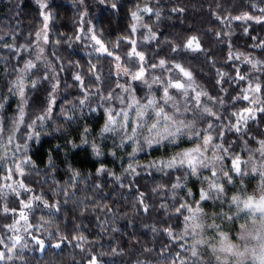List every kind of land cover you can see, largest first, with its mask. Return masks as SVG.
<instances>
[{
    "label": "snow or ice",
    "instance_id": "snow-or-ice-1",
    "mask_svg": "<svg viewBox=\"0 0 264 264\" xmlns=\"http://www.w3.org/2000/svg\"><path fill=\"white\" fill-rule=\"evenodd\" d=\"M260 2L264 3V0H260ZM37 4L41 10L40 15L43 16L44 27L36 33L35 60L24 61L22 68L14 66L13 71L16 78L10 82L7 89L8 96H18L20 104L18 116L11 122L12 131L7 135L6 140L0 139V150H2L0 161H11L14 164V168L10 166L4 170V182L0 184V199L3 200V203H0V212L6 219L11 214L12 220L11 223L3 225L6 231L0 235V264H17L18 261L19 264H27L23 256L25 251L39 250L43 253L47 246L60 249L62 244H71L72 247L87 252V264H103L100 257L104 253L99 256L93 254V241H90L88 235L84 234L87 229L83 227L82 222L77 224L75 220L69 221L61 216L63 207L76 195V192L70 193L66 187H61L53 190L52 197L44 192L36 194L35 190L22 179L25 176L22 165L29 163L30 160L16 163V154L20 151L21 146L19 143H14V138L15 133L19 131V125L24 122L25 118L26 81L29 71L37 69L38 62H43L49 69H52L51 76L45 72L40 77L41 80L49 81L51 84L46 101L47 107L28 125L29 129L37 121L43 122L51 118L53 107L56 104V94L61 87L59 74L53 69L51 62L44 60L45 49L40 45L41 38L45 44L48 42L47 29L50 15L45 14L44 10L48 9L49 5L44 0H37ZM80 4L85 6L84 0H80ZM99 4L105 5L106 0H99ZM110 6L113 9L117 8L115 2ZM251 7L256 8V5L252 4ZM215 8L216 11H212L210 7L211 15L216 22L228 29L225 31L222 28L220 31L213 32L218 41L227 44V61H239L250 65L252 69L250 72L242 73L241 69L233 63L235 76L228 80L225 79L228 74L216 67L215 58L210 51L205 49L198 35H188L177 41L164 36L163 32L155 30L152 25L144 22L145 16L149 20L155 16L157 22L161 18V11L154 8L150 2H145L143 6L141 4L135 6V10L130 13L132 24L128 35L118 37L114 42L106 41L103 32L97 33L94 26H89V22L84 19L88 15L87 10L82 13L78 22L79 34L74 36L76 41H90V46L98 54V58L111 59L113 62L116 77L115 89H119L123 95L115 94V90L109 91L107 95H102V88H97L95 95L100 96L101 104L98 107L104 103L113 102L115 99L119 100V110L116 108L105 109L106 119L102 133L120 132V146L123 147L128 142L133 145L129 157L131 162L128 163L124 171L133 177L140 176L141 172L151 175L153 169L162 172L165 176L171 175L174 171H182V175H176L174 182H171L170 185L174 194L172 197L174 213L181 230L177 232L171 224H167L162 229H158L155 225H145L154 234L160 232L171 241V247L165 243L161 249L160 254L165 264H264V138L257 139L256 135L250 132V122L264 123V99L261 98L264 97V83L253 75V72L264 71V60L251 53L233 55L231 43V22L255 21L257 24H264V7L258 9L259 16L251 15L248 12L235 16L231 13L222 14L221 4H216ZM170 12L179 15L185 12V8L173 7ZM141 28L146 32L144 40L154 41L160 45L163 37V43L173 54L204 53L206 59L211 58L209 62L216 69L218 76L215 83L219 86V92L224 95H213L210 91L205 90L196 83L192 71L178 62L169 63L167 58L159 59L158 63H151V69L155 71L160 68L169 73L172 70H177L181 78L174 79L171 74L167 78L154 75L149 81L146 77L149 66L146 54L144 51L138 50V42L133 38ZM244 33H249L248 27L244 28ZM16 38V33L0 36V44L17 57V65H19V61L22 59L21 51H28V46H17ZM9 40L12 43H8ZM252 40L256 41L252 47L258 48L264 53V40H259L255 36L252 37ZM56 43H60V41ZM121 45H127L124 56L120 54ZM159 52L160 48L158 47L156 54L158 55ZM60 71H63V64L60 65ZM96 71L97 66L89 61V72L95 74ZM121 76L125 78L123 83L120 82ZM72 78L79 82L83 94V99L79 100V104L85 106L93 93L86 87L81 74L76 73ZM101 80V75L95 74V82ZM232 80L237 84L247 81L246 88H241L237 95L230 97L233 105L240 101H246L247 105L232 112L227 117V123H223L225 117L218 107L224 108L226 98L229 96L223 84L231 83ZM129 81L140 82L146 86L147 92L142 99L137 98L136 89ZM30 83L32 89L37 88L36 80H31ZM65 86H68L66 82ZM154 86H156L155 89ZM172 90L179 94V99L172 94ZM154 91L161 93L160 96L157 97L153 94ZM0 99H3L4 103L7 102V97ZM4 103H0V109L4 107ZM92 110L95 111V109ZM225 111H227L226 108ZM133 112L135 113L134 118L130 115ZM257 127H259V123H257ZM4 132V125L0 120V137L4 136ZM85 134H88L87 128H85ZM229 134L235 136L236 139H227ZM141 136L143 139L140 138ZM27 138L31 140L32 135L29 134ZM184 139H187L192 146L171 153L167 159L153 160L144 165L136 161L137 153L144 151L145 148L152 149L154 146H163L167 149L169 145L179 148ZM237 141L243 145L241 151L247 152V160L242 159L240 153L236 152ZM82 143H88L86 136L82 139ZM253 143L257 147H249ZM24 147L27 148V144ZM73 147L76 145L74 144ZM91 147L96 156L101 154L100 148L94 142ZM112 155L115 156L116 153L113 152ZM49 163L51 164V160ZM205 171L208 175L202 176V172ZM96 172L97 175L107 172L108 175L114 176L116 181L121 180L120 176L109 171L103 163ZM79 175L78 171L72 172V182L70 183L73 188H75L74 181ZM17 176L21 179H16ZM189 177H195L200 182L199 198L196 199L192 189L187 188L186 196L177 199L176 191L185 189ZM245 178H258V184L251 192L248 191V187L244 183ZM237 183H239V188L229 196V192L237 188ZM94 187L101 189L102 192L100 184H96ZM120 187H124L123 183L120 184ZM163 187L167 191V186ZM6 189L15 195L16 206L10 205L3 197L2 194ZM136 191L138 193L136 211L139 214L149 213L151 205L145 202L147 199L145 193L139 189ZM61 195L64 197L62 202L59 199ZM208 201L214 204L219 203L221 208L227 204V211H214L211 214L206 212L204 204ZM80 203L84 207L76 219L86 216L91 207L95 210L97 221L100 220L99 213L101 212L105 218L102 223L97 225L101 229V233L120 231L117 227H107L109 223H115L114 217L118 214L116 209L99 203L96 197H86ZM160 208L167 211L165 203H162ZM36 211L41 213L38 218L35 217ZM119 215H124V213L121 212ZM181 217L182 220L179 219ZM241 218L245 222L239 225L238 231L228 227L229 224L235 225ZM62 220L65 229L71 223L72 231H61ZM165 223L167 222L165 221ZM52 240L57 242L50 243ZM30 242L31 248H29ZM46 242L49 243L46 244ZM164 248L168 249L166 255ZM151 251L152 249L145 248V256L150 255ZM112 252L115 253L116 249L113 248ZM135 264H150V261L147 258L145 260L137 258Z\"/></svg>",
    "mask_w": 264,
    "mask_h": 264
},
{
    "label": "trees",
    "instance_id": "trees-1",
    "mask_svg": "<svg viewBox=\"0 0 264 264\" xmlns=\"http://www.w3.org/2000/svg\"><path fill=\"white\" fill-rule=\"evenodd\" d=\"M44 2L49 5V8L44 10L45 14L50 15L48 21L49 42L47 49H45L44 60L51 62L53 69L58 72L61 87L56 94V104L53 107L51 118L43 122L37 121L29 129L28 125L47 107L46 101L48 92L51 90V84L49 81L41 80L40 77L45 72L51 76L52 69H49L45 63L38 62L37 69L29 71L26 82L27 104L24 105L25 118L24 122L19 125V131L15 133L14 138V143H19L21 146L20 151L16 154V163L30 160L29 163L22 165L25 171V176L22 179L35 190L36 194L44 192L52 197L53 190L61 187H66L70 193L76 192V195L63 207L61 216L69 221L75 220L77 224L82 222L83 227L87 229L84 234L88 235L90 241H93V254L99 256L104 253L100 257L103 264H135L137 258L141 260L147 258L150 264H165L160 254L161 249L165 243L171 247V241L160 232L154 234L145 225H155L158 229H162L167 224H171L177 232L181 230L174 213L172 200L174 194L170 185L171 182H174L176 175H182V171H174L171 175L165 176L162 172L153 169L151 175L141 172L138 177H133L124 171L128 163L131 162L129 157L133 145L128 142L121 147L120 132L102 133L106 119L105 109L116 108L119 110V100L115 99L113 102L104 103L98 107L101 101L100 96L95 95V92L97 88H102V95H107L112 90H115L117 95L123 94L120 93L119 89H115L116 77L111 59L98 58V54L92 50L88 41H76L74 39V36L79 34L78 22L82 13L87 10L88 15L84 19L89 22V26H94L97 33L103 32L106 41L114 42L118 37L128 35L132 24L130 13L135 10V6L137 4L143 6L145 2H150L154 8L161 11V18L157 22L155 16L150 20L145 16L144 22L152 25L155 30L163 32L164 36L177 41L188 35H198L205 49L210 51L215 58L216 67L228 74L225 77L228 80L235 76L233 63L241 69L242 73L250 72L252 69L250 65L239 61H227V44L218 41L213 32L220 31L222 28L225 31L228 29L215 21L211 15L210 7L212 11H216L215 5L221 4L222 14L231 13L235 16L248 12L251 15L259 16L258 9L264 7V3H261L260 0H106L105 5H100L99 0H84L85 6H81L80 0H44ZM113 2L117 4L116 9L110 6ZM252 4H255L256 8H252ZM173 7H183L185 12L179 15L171 13L170 9ZM40 11L37 0H0V36L16 33V45L28 46V51H21L22 59L17 65V57L0 44V98L7 97L6 103L0 99V103H4V107L0 109V120H2L5 128L4 136L0 139L6 140L13 128L12 120L18 116L19 97L8 96L7 89L10 82L16 78L13 71L14 66L22 68L24 61L35 59L36 33L44 27V20ZM245 27L249 29L248 34L244 33ZM145 34V30L141 28L138 29L133 38L138 42V50L144 51L146 54L149 65L148 74L160 75L162 78L171 74L174 79L181 78L177 70H172L169 73L160 68L155 71L151 69V63H158L159 59L167 58L169 63L178 62L192 71L196 83L205 90L210 91L213 95H224V93L219 92V86L215 83L218 76L216 69L209 62L211 58L206 59L204 53L173 54L163 43V37L160 45H157L154 41L144 40ZM253 36L258 37L259 40H264V24H257L255 21H232L233 55L251 53L253 56L264 60V53L260 49L252 47L256 43L252 40ZM57 41L60 43H56ZM8 43H12V41L9 40ZM109 46L111 47V44ZM158 47L160 52L157 55ZM126 48L127 45H121L120 54L122 56L125 55ZM89 61L97 66L95 74L101 75L102 80L100 82H95V74L89 72ZM61 64H63V71H60ZM76 73L82 75L86 87L91 89L93 93L85 106L79 104V100L83 99V94L79 82L72 78ZM253 75L264 83V71L253 72ZM31 80L37 81L36 89L31 88ZM124 80L125 78L121 76L120 82L123 83ZM65 82L68 86H65ZM129 83H132L136 89L137 98L142 99L147 92L146 86L140 82L129 81ZM223 87L229 96L226 98L224 108L218 107V110L225 117L222 122L227 123V117L232 112L247 105L246 101H240L233 105L230 99L231 96L237 95L241 88L247 87V81L237 84L236 81L232 80L231 83H224ZM153 94L159 97L161 93L154 91ZM172 94L179 97L175 90H172ZM261 98L264 99V97ZM257 123H259V127H257ZM257 123L250 122V132L256 135L257 139L264 138V123L259 121ZM85 128L88 129V134H85ZM29 134L32 135L31 140L27 138ZM85 136L88 141L87 144L82 143ZM140 138L143 139V136ZM227 139L235 140L236 137L229 134ZM93 142L100 148L101 154L99 156H96L92 151ZM25 144H27V148L24 147ZM74 144L76 147H73ZM189 144L191 143L183 140L179 148L171 145L167 149H162L159 146H154L152 149L145 148L144 151L137 153L136 161L144 165L153 160L167 159L171 152L186 148ZM242 147L243 145L237 141L236 152L240 153L242 159L247 160L248 154L241 151ZM249 147H257V145L253 143ZM113 152L116 153L115 156L112 155ZM0 154H2V150H0ZM50 160L51 164L49 163ZM101 163L109 171L114 172L116 176H120L121 180L116 181L114 176L108 175L107 172L97 175L96 170ZM10 166L14 168L11 161H0V184L4 182V170ZM74 171L80 173L74 181L75 188L70 183ZM16 179H21V177L17 176ZM258 182V178H245L244 180L249 192L257 186ZM121 183L124 187H120ZM96 184L101 185L102 192L101 189L94 187ZM163 186H167V191ZM200 186V182L195 177H189L185 189L177 190L175 196L177 199L183 198L186 196L187 188H191L196 199H198ZM238 188L239 183H237L236 189L229 192V196ZM137 189L145 193L147 197L145 202L151 205V211L147 214H139L136 211ZM154 189L157 191L154 192ZM2 195L10 205L16 206V197L10 190H4ZM86 197H96L99 203L109 205L117 210L118 214L114 217L115 223H109L107 227H117L120 229L119 232L101 233V229L97 225L102 223L105 218L101 212L99 213L100 220L97 221L95 210L91 207L86 216L76 219L84 207L80 201ZM59 199L62 202L63 195ZM189 200L191 201V198ZM0 203H3L2 199H0ZM162 203L167 205L166 212L160 208ZM211 203L205 204L210 213L227 211V204L221 208L219 203ZM121 212L124 215H119ZM40 214L39 211H36L35 217L38 218ZM179 219L182 220V217ZM11 222V214L6 219L0 212V235L6 231L3 225ZM228 227L237 230L236 224H229ZM60 228L61 231H72L71 223L65 229L63 220L60 223ZM97 233L101 234L96 235ZM56 242V240H52L50 243ZM31 246L30 242L29 248ZM113 248L116 249L115 253L112 252ZM145 248L152 249L151 254L147 257L144 254ZM167 252L168 249L164 248L165 255ZM87 255V252H82L79 248L72 247L71 244H62L60 249L47 246L43 253L39 250L35 252L28 250L23 253L27 264H87Z\"/></svg>",
    "mask_w": 264,
    "mask_h": 264
},
{
    "label": "rangeland",
    "instance_id": "rangeland-1",
    "mask_svg": "<svg viewBox=\"0 0 264 264\" xmlns=\"http://www.w3.org/2000/svg\"><path fill=\"white\" fill-rule=\"evenodd\" d=\"M47 35H48V29H47ZM48 42H49V40H48ZM48 42L45 44L44 43V41H43V39L41 38V40H40V45L42 46V47H44V49H47V47H48ZM89 42V44L91 43L90 41H88ZM35 46H36V44H35ZM34 52H35V50H34ZM44 54H46V51H44ZM35 60V59H34ZM154 75H150V74H148L147 72H146V77L149 79V81H151V78L153 77ZM167 76H168V74L167 75H165V77L164 78H167ZM27 82V81H26ZM176 97H177V99H179V97L177 96V95H175ZM133 118H134V116H135V113L133 112V113H131L130 114ZM144 134L146 135L147 133H146V131L144 132ZM184 140H186V142L187 143H190L187 139H184ZM190 146H192L191 144H189L188 145V147H190ZM160 148H162V149H164L165 147H163V146H159ZM171 149L169 148V151H170ZM178 151V150H177ZM171 153H173V152H171ZM202 176L203 175H208V173L205 171V172H202V174H201ZM206 203H210V204H212L211 203V201H208V202H206ZM205 203V204H206ZM205 204H204V209H205V211L206 212H208V213H210V211H209V209H207V207L205 206ZM211 214V213H210ZM245 221H244V219L243 218H241L240 220H238V222L236 223V227H237V231L239 230V225L241 224V223H244ZM231 227H233V226H231ZM233 235H234V233H233Z\"/></svg>",
    "mask_w": 264,
    "mask_h": 264
}]
</instances>
